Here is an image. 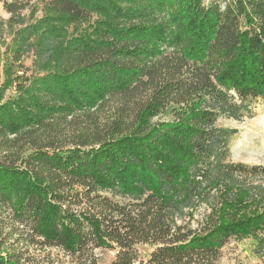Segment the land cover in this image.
Here are the masks:
<instances>
[{
	"label": "trees",
	"instance_id": "1",
	"mask_svg": "<svg viewBox=\"0 0 264 264\" xmlns=\"http://www.w3.org/2000/svg\"><path fill=\"white\" fill-rule=\"evenodd\" d=\"M0 1V264H217L230 238L264 264V166L216 125L264 98V0Z\"/></svg>",
	"mask_w": 264,
	"mask_h": 264
},
{
	"label": "rangeland",
	"instance_id": "2",
	"mask_svg": "<svg viewBox=\"0 0 264 264\" xmlns=\"http://www.w3.org/2000/svg\"><path fill=\"white\" fill-rule=\"evenodd\" d=\"M28 6L24 9L23 13L26 15L29 13L30 6H37L39 4L37 0H22ZM212 0H203L204 4L210 3ZM220 3L223 0H216ZM41 10L38 9L36 15H40ZM0 17L7 18L8 14L2 7L0 1ZM5 40H8L6 37ZM0 51H3V45L1 43ZM0 57L2 54L0 53ZM24 63L27 66H31V56L24 57ZM3 80L2 63H0V83ZM13 95L12 89H7L4 93V98ZM251 116L244 115L241 119L236 120L233 118L219 117L216 120V125L226 128H232L235 131L232 133L229 139L230 155L229 160L234 162H243L250 165L264 166V98H257L251 100L250 104ZM169 117L168 110L160 113L156 119H167ZM264 183V182H263ZM116 201H123V199L116 197ZM205 206L197 208L194 211L193 217L190 220V226L192 228H198V219L202 217ZM187 219V218H186ZM251 240L230 238L221 248V256L217 264H257L259 259L253 255L250 251ZM149 249L145 248L144 252H148ZM30 258V264H68V257L57 248H34L29 246L28 253ZM115 251H105L99 258L100 263H106L114 256Z\"/></svg>",
	"mask_w": 264,
	"mask_h": 264
}]
</instances>
